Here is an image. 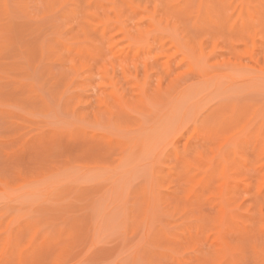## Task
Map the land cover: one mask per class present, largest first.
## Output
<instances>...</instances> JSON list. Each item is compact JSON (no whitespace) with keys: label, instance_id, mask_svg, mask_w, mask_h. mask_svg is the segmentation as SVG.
Listing matches in <instances>:
<instances>
[{"label":"rangeland","instance_id":"rangeland-1","mask_svg":"<svg viewBox=\"0 0 264 264\" xmlns=\"http://www.w3.org/2000/svg\"><path fill=\"white\" fill-rule=\"evenodd\" d=\"M0 264H264V0H0Z\"/></svg>","mask_w":264,"mask_h":264}]
</instances>
